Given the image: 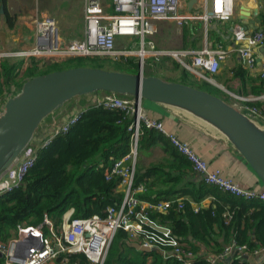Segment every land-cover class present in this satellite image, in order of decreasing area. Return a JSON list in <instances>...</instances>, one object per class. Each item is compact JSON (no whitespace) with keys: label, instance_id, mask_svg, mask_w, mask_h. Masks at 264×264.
Wrapping results in <instances>:
<instances>
[{"label":"built area","instance_id":"2783aa9c","mask_svg":"<svg viewBox=\"0 0 264 264\" xmlns=\"http://www.w3.org/2000/svg\"><path fill=\"white\" fill-rule=\"evenodd\" d=\"M238 1L202 0L203 12L191 13L186 10L187 0H111L110 4L106 0H83L82 40L65 38L53 18L42 16L33 21L32 46L19 52L0 51V64L5 59L16 57L34 58L40 65L59 64L74 58L110 59L115 62L123 59L127 62L123 56L135 55L140 58L138 67L143 72L142 61L146 57L157 60L168 56L176 58L194 77L216 84L211 76L217 74L220 64L226 60L227 49L222 46L212 49L206 45L200 50L158 51L153 41L155 22H173L180 30L197 21L206 24L209 21L229 22L235 14ZM110 8L113 9L111 14L108 12ZM232 36L242 67L254 73L256 78L264 80V61L257 66L253 51L264 46V30L260 28L247 32L241 26L234 25ZM117 37L126 39L127 45L134 39L138 40V49H117ZM8 93L0 99V116L4 112L5 102L14 96L13 89ZM261 99H264V95L256 98L234 96V100L228 104L264 129V112L251 104ZM89 108L119 111L130 120L127 128L130 134L129 151L104 171L106 181L114 177L120 179L119 188L123 195L121 203L105 208L103 216L94 214L86 218L73 219V209H69L64 213L58 229L47 215H44L38 226H18L9 241H0L3 264H48L61 255L78 254L85 256L91 264H103L118 231L125 232L129 242L157 250L163 257L174 259L177 264H193L200 254L176 237L168 227L149 220L150 214H166L172 209H183L182 199L155 202L139 199V195L145 192L144 185L135 184L142 127L164 135L206 185L247 202L264 203V187L246 188L224 177L218 169L210 170L188 142L167 133L161 121L150 118L141 101L103 92L96 93L91 103L82 106L63 121L53 119L45 127L40 125L23 153L0 173V195L20 188L40 150L50 146L57 137L67 135ZM207 207V203L202 200L192 207V211L198 213ZM233 215L234 212L230 210L223 213L225 225L230 223ZM153 225L162 231L153 229ZM247 250L246 245L231 240L217 254L205 255L203 259L205 264H221L227 257L236 255L264 256V246L250 253Z\"/></svg>","mask_w":264,"mask_h":264},{"label":"trees","instance_id":"16d2710c","mask_svg":"<svg viewBox=\"0 0 264 264\" xmlns=\"http://www.w3.org/2000/svg\"><path fill=\"white\" fill-rule=\"evenodd\" d=\"M260 11L258 22L264 30V0H258ZM3 17L8 25L14 24L13 17L7 11L6 0H1ZM167 58V59H166ZM165 65L157 63L151 58L150 68L143 72L145 76H157L162 71L173 72L180 67L172 61L171 57L165 56ZM75 60H86L74 58L66 60L64 64L45 65L32 61L26 69V78L44 75L54 71L86 67L83 64H73ZM94 60V59H90ZM5 61H8L5 59ZM171 62L172 67L167 63ZM72 63V64H68ZM115 71L129 74H136L139 71L138 64L132 60L124 62ZM152 63V65H151ZM68 64V65H66ZM22 65V64H21ZM20 64L9 65L2 63L0 77L7 81L13 79L15 69ZM98 68L101 67H89ZM162 69V71H161ZM235 75L241 79L246 86L247 71L238 67ZM160 78V77H159ZM161 79L168 82L181 83L199 90L194 79L184 68L172 79ZM250 94L254 96L264 95V80L256 78L249 83ZM23 84H20L13 92L17 95ZM0 84V96L2 94ZM207 92V91H206ZM210 93V92H208ZM212 94V93H210ZM213 95V94H212ZM258 100L251 104L261 109V102ZM130 120L119 111H107L101 108H89L82 115L79 123L64 136L57 137L50 146L40 150L34 166L28 171L23 185L10 192L0 195V241H9L16 232L18 226H38L42 223L44 215L54 223L56 229L62 221L64 213L73 209L72 218H86L94 214L103 216L108 206H118L123 195L118 191L120 179L114 177L106 181L104 171L110 167L115 160L120 159L129 151L130 134L127 131ZM163 141L165 151L178 162L176 169L182 168L184 175H187L186 168L191 169L188 161L181 156L161 134L154 130L142 127V134L139 139V147L153 146ZM163 165H152L145 173L135 172V184H142L145 192L139 195V199L146 201H164L179 199L183 196H191L195 202H200L207 196H213L220 201V204L210 206L198 213L190 209L187 202L181 210L172 209L166 214H150L149 220L158 225L168 227L172 233L187 243L193 251L199 253V257L193 264H205L204 256L198 252V248L189 242L191 236L194 240H213L214 227L223 234L225 244L235 240L239 245H246L250 253L259 246H264V203L260 201L247 202L231 195L222 193L217 189L206 185L204 182H191L187 185L189 189L179 188L176 184L181 182V177L173 176L170 169ZM248 203V204H245ZM226 210L234 212L233 218L228 225L224 224L223 213ZM251 210V212H250ZM249 211V212H248ZM248 212V213H247ZM243 223L244 227L241 228ZM127 234L118 231L112 240L103 264H177L172 258H165L157 250L140 252L129 247ZM214 243V242H213ZM215 245V243H214ZM222 248L212 251L209 254L215 255ZM61 255L56 262L58 264H91L85 256L78 254ZM228 264H249L241 256H232ZM0 264H3L0 258ZM221 264H226L221 263ZM257 264H264V260Z\"/></svg>","mask_w":264,"mask_h":264},{"label":"crops","instance_id":"0c3cea01","mask_svg":"<svg viewBox=\"0 0 264 264\" xmlns=\"http://www.w3.org/2000/svg\"><path fill=\"white\" fill-rule=\"evenodd\" d=\"M6 1L8 2V0ZM190 1L191 0H187L186 5V10L188 12H203V8L201 7L202 0H196L191 6H189ZM1 7L2 6L0 5V9ZM259 11L260 6L258 0H240L236 4L235 14L229 22L219 23L215 21H209L206 24L202 21H197L190 23L182 30H180L173 22H155L156 33L153 36V41L155 43L156 50L158 51L200 50L206 45L212 49H217L219 46L224 47L228 51L227 58L223 63L220 64L217 74L211 76L216 84H211L206 81L205 82L213 87L212 90L216 92L217 97L223 99L227 103L234 100V96L256 98L257 96L250 94L249 89L251 86L248 84L251 80H256V76L253 75L254 73L247 71L246 86H244L241 79L235 75L236 69H238V67H242V63L233 43L232 27L234 25H238L247 32H252L255 29H262L257 18ZM0 18L1 20H4L3 12L1 13V11ZM5 23L6 22L4 20L3 27H5V29H14L15 24H13V26L10 28L7 27L8 25L6 26ZM2 33H4V31H2ZM166 37H169V42L167 44L164 43V39ZM7 44L8 41L6 38L0 37V46H2L3 49ZM32 44L33 33L27 42L26 40L20 42L17 39H14L13 42L10 43L11 46L16 45L21 50L29 49ZM253 51L254 55L256 56L257 66H259V64L264 61V46L255 48ZM10 59H14L16 61H12V63L9 62L7 64L10 66L20 64V66L13 72V74L16 73V76L13 77V79L7 81L6 79L4 80V77H0V84L2 86L1 89L3 94L0 96V99L5 94H9L8 92L11 89H13L14 92L20 84H23L25 81H27L28 79L26 78V69L30 66L32 61L38 62L36 59L28 57H16ZM4 62L6 61L3 60L2 63ZM2 63L0 64V69ZM94 96L95 94L85 96V99H80L76 101V103L75 101L68 102L62 109L58 110V112L55 111L57 113L54 112L48 116L45 122L42 124V127H45V124L53 119L57 121H63L68 116L74 114L78 109L82 108V106L91 103V101L94 99ZM260 102L262 104L261 110L264 112V101ZM142 106L147 110L148 116L150 118L156 119L163 123V127L167 133L175 135L181 141L188 142L193 150L207 163L210 170L218 169L221 171V174L224 177L230 178L234 182H237L246 188H259L262 186L245 160L233 149V147L228 143L227 139L212 126L177 108L150 102L147 103L145 101H142ZM162 136L167 139L164 135ZM163 143L164 142L160 140V142L155 143L153 146L139 147L135 172L137 171V173L143 174L145 173L146 169L152 165H163L164 167H167V171L170 169L173 176L180 175L182 181L176 184L177 189L184 187L189 189V186L187 185L189 181L203 182L202 178L189 168L185 169L187 170V175H184L182 168L176 169L178 162H175L169 153L165 151V145ZM118 191L120 192V188H118ZM179 199H182L183 202H187L190 205L191 210L192 207L198 203L195 202L194 199L189 195L183 196ZM202 200L207 203V208L210 206L216 207L218 204H220V201L213 196H207ZM243 227L244 225L242 223L241 228ZM214 231L215 232L212 236L213 240H206L204 238L201 240V242H198L191 236L188 238V240L191 242V244L198 248V252L201 254L212 255L209 253L217 250V248H223L227 242L217 227H214ZM249 258L252 259L253 264H257L264 260V256H253ZM48 264L58 263L55 260Z\"/></svg>","mask_w":264,"mask_h":264},{"label":"water","instance_id":"95a60500","mask_svg":"<svg viewBox=\"0 0 264 264\" xmlns=\"http://www.w3.org/2000/svg\"><path fill=\"white\" fill-rule=\"evenodd\" d=\"M195 1L191 0L189 6ZM0 11L3 12L2 7ZM101 92L177 108L207 123L227 139L264 187V129L223 99L181 83L144 76L142 71L129 74L88 67L35 76L5 102L0 116V173L23 153L48 116L75 98ZM152 228L162 231L154 225ZM127 245L140 252L152 251L137 243ZM242 259L253 264L247 255ZM231 260L227 257L225 263Z\"/></svg>","mask_w":264,"mask_h":264},{"label":"rangeland","instance_id":"374dc122","mask_svg":"<svg viewBox=\"0 0 264 264\" xmlns=\"http://www.w3.org/2000/svg\"><path fill=\"white\" fill-rule=\"evenodd\" d=\"M106 1L109 4L111 3V0H106ZM6 7H7V11L9 15L13 17L15 27L12 30L7 29V28L5 29V27H3L4 20H1L0 18V31H1L0 37H4L8 41V44L4 47V49L2 46H0V51L19 52L21 49H19V47H17L16 45L11 46L10 43L13 42L14 39H17L20 42L26 40L27 42L34 30L33 21L42 16H48V17L53 18L58 24V27H59V30L62 36H65L67 38L77 39V40H82L83 38L82 36L83 35V0H8ZM108 12L110 14L113 13V9L112 8L108 9ZM2 31H4V33H2ZM168 38L169 37H166L164 39L165 44L169 42ZM116 41H117V49H123V48H126L128 50L138 49L139 43H138V40L136 39L128 43V45L126 43V39L124 38L117 37ZM123 57L127 58V60L130 59L136 62L137 64H139L140 62V58L135 55L123 56ZM151 58L152 57H146L142 61L143 62L142 64H144L145 71H147L150 68L149 63L151 61ZM171 58H172V61H175L176 63H178L180 68L173 72H166V71H162L161 69L162 72L157 74V76H159L160 78L163 77L166 79H172L180 73L181 69L184 68L177 61L176 58L174 57H171ZM9 59H6L8 60L6 61L7 63L9 62L12 63V61H16L14 59H10V60ZM157 61H159L157 63L162 64V67L165 65V62H166V60L163 59V57L158 58ZM65 62H62L59 64L62 65ZM77 63L83 64L88 68L99 66L102 69L109 70V71H115L116 68H119L120 66L124 67L126 65L123 59L118 62L111 61L110 59H94V60L86 59L83 61L75 60L73 64H77ZM68 64H72V63H68ZM167 65L169 67L170 66L172 67L171 62H168ZM190 75L194 79L197 87H201V88L203 87L202 89L206 90L207 92L212 93L214 96H217L216 92L212 90L213 87L210 86L208 83H206L205 80L196 78L191 73ZM85 98H86L85 96L78 97L71 101H75L76 103V101L80 99H85ZM45 120L41 123V125L45 122ZM75 256L77 255L73 256L74 259L76 258Z\"/></svg>","mask_w":264,"mask_h":264}]
</instances>
